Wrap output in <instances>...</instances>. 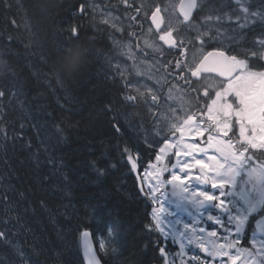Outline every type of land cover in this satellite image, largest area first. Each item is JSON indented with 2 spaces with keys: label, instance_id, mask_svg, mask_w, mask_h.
Here are the masks:
<instances>
[{
  "label": "snow or ice",
  "instance_id": "1",
  "mask_svg": "<svg viewBox=\"0 0 264 264\" xmlns=\"http://www.w3.org/2000/svg\"><path fill=\"white\" fill-rule=\"evenodd\" d=\"M4 3L10 7L7 0ZM117 6L123 7L124 15L141 31L140 21L149 23L147 32L153 38L145 39L143 48L139 44L135 47L145 58L152 57L151 66L157 72L163 69V83L149 77L133 84L121 65H112L109 60L115 69L113 83L120 87L117 96L109 99L100 113L113 132L119 134L125 125L131 127L136 118V114L127 111L129 102L142 101L156 110L152 113L153 138L144 141L154 162L144 167L138 149L135 153L127 145L120 149L131 171L141 167L144 171L139 191L152 206L144 226L152 238L144 248L154 247L163 264H177V260L179 264H264V0H259L258 5L251 0H230L226 6L210 7L208 11L214 15L203 16L202 0H179L173 6L174 10L178 8L174 23L165 18L167 5L146 8L137 0H119ZM97 7L89 0L74 6V19L65 29L71 39L79 40L83 30L80 21L90 12L95 13ZM225 7L228 11H224ZM102 23L107 25L108 20L103 19ZM111 27L115 29L116 25ZM225 33L231 34L226 48L219 40ZM128 35L130 40L137 38L134 32ZM89 55L88 48L59 45L56 82L63 85L64 74H78ZM128 58L135 60L131 46ZM137 75L143 77L144 73ZM133 91L136 95L123 94ZM175 92L181 94L177 97ZM16 94L0 86V98ZM176 100L179 104L173 106ZM164 105L167 107L161 112ZM64 131L55 125L61 138ZM0 136L9 138L6 128L0 127ZM43 150L48 151L47 147ZM46 159L57 171L63 166L51 157ZM36 163L39 164L38 157ZM90 167L98 175L104 174L105 169L98 167L96 161ZM47 180L45 176L40 182ZM0 201L9 217L0 219L5 226L0 229V242L11 244L7 225L15 209L6 193L0 194ZM39 203L42 208L47 207L46 201ZM15 219L19 223L18 214ZM205 224L208 227L202 226ZM117 231L118 225L110 226L107 238L111 240ZM80 236L87 264H100L91 233L85 229ZM170 240L179 245L178 252L170 251ZM192 245L202 255L189 257L186 248ZM99 250H106L104 239L99 241ZM17 251L22 264H28L32 255H39L35 251L32 255Z\"/></svg>",
  "mask_w": 264,
  "mask_h": 264
},
{
  "label": "trees",
  "instance_id": "2",
  "mask_svg": "<svg viewBox=\"0 0 264 264\" xmlns=\"http://www.w3.org/2000/svg\"><path fill=\"white\" fill-rule=\"evenodd\" d=\"M80 2L7 0L6 7L0 0V86L17 93L0 98V127L9 137L0 136V194L6 193L15 209L7 225L11 244L0 242V264H22L18 249L39 253L28 264H83L79 238L85 229L103 264H163L154 247L143 246L152 238L144 228L149 206L139 191L143 168L131 171L120 149H138L144 167L151 151L137 130L125 125L116 134L100 115L120 87L104 63L108 44L96 22L87 18L80 21L79 40L65 30ZM61 44L90 49L78 74H64L63 85L56 82ZM57 124L65 129L63 138L55 132ZM47 157L62 162L59 171L47 164ZM92 161L105 169L103 175L90 167ZM45 176L47 182L41 183ZM5 218L0 201V219ZM113 224L118 231L109 240L107 230ZM101 239L105 251L99 250Z\"/></svg>",
  "mask_w": 264,
  "mask_h": 264
},
{
  "label": "rangeland",
  "instance_id": "3",
  "mask_svg": "<svg viewBox=\"0 0 264 264\" xmlns=\"http://www.w3.org/2000/svg\"><path fill=\"white\" fill-rule=\"evenodd\" d=\"M177 1L178 0H166L165 4H168L170 6V8L172 9ZM229 2H230V0H205L203 2V4L205 5L204 12L207 13L208 15H210V14L214 15L215 13H211L208 11V9L210 7L219 6L221 4L226 6ZM251 2L254 4H257V5L259 4V0H251ZM224 11H228L227 7L224 8ZM110 20H111V22H116V20H114V19H110ZM93 22H97V20L94 19ZM230 35L231 34L228 33V37ZM143 41L144 40H142V43H141V36H140L139 43H140V45L142 44L144 46ZM116 42H117L116 45L119 47H116L114 49V44H112L111 47H109L110 50L107 49V51L104 53L105 55L103 54V56H105L104 63L106 62L105 64L108 66L109 69L114 70L111 72L114 73L115 69L112 68L111 65L109 64V60H111V64L113 63L112 65L119 63L121 65L122 70H124V75L133 79V84H135L137 81H140L141 83H143L144 81L148 80L149 77H151L152 81L161 80V82L163 83V81H162L163 69H161L159 72H157L156 68H153L151 66L150 60H142V55H140L137 52L136 47H135L136 44L133 41L124 40L121 43V41L117 40ZM130 46H131V53L133 55H135V60L128 58ZM113 50H115V51H113ZM140 72L144 73L143 77H140L137 75ZM169 79H171V77H169ZM143 90L144 89L142 88L141 91H143ZM167 91H168V88L165 87L164 93L166 94ZM128 94L136 95V93L134 91L131 93H128ZM180 94H181L180 92H175L174 96L178 97ZM178 104H179V101L176 100L173 103V106H177ZM129 105L130 106L126 105L127 109H129L130 113L136 114V118L132 122L131 127L128 126V129H130V131H133V132L137 130L140 140L145 141L147 139L150 141L154 135V129L152 128V125L154 123L152 113L155 112L156 110L150 109L149 106L142 101L129 102ZM166 107H167V105L162 106L161 112H163L164 108H166ZM137 123H139L141 125L139 128H137V126H136ZM133 124H134V126H133ZM150 154L152 155V158L149 161V163L154 162V156H153L152 152H150ZM142 176H144V173ZM168 207H170L172 210H175L173 205H168ZM185 219H187L186 216H185ZM202 226L208 227L207 224L202 225ZM207 240H208V238L206 237V241ZM186 251H188L189 257L192 255H202L201 253H199V251L195 245H192L189 248H186ZM185 259L187 260L188 257H186Z\"/></svg>",
  "mask_w": 264,
  "mask_h": 264
},
{
  "label": "flooded vegetation",
  "instance_id": "4",
  "mask_svg": "<svg viewBox=\"0 0 264 264\" xmlns=\"http://www.w3.org/2000/svg\"><path fill=\"white\" fill-rule=\"evenodd\" d=\"M82 2V0H80ZM166 0H137V3L140 4H144L145 7L147 8L148 6H154L155 4H160L161 7H164L165 5H167V11L165 13V18L166 20H170L173 23L175 22L176 16L178 15V8H176L174 10V8H170V6L168 4H165ZM205 0H202V2H204ZM89 3L92 4H96L98 5L95 13H91L89 14V16L87 17V19L89 20H94L96 19L97 22V26H95V28L97 29L99 34H103L105 43L108 44V49L109 47H111L112 44H114V42H116L117 40L121 41V43L124 40H130L128 33L129 32H134L136 33V37L137 38H133L131 39V41H133L135 44H139V38L141 36V43L142 40L145 39H152L153 37H150L148 35L147 29L149 27V23L146 20H141L140 21V25L143 28V31H141V27L136 26L135 23L131 22L128 20L127 16L124 15V9L122 6H117L119 5V0H89ZM179 4V0L175 3V5ZM109 5L112 6H116V7H109ZM130 15H135L134 12H130ZM201 16L203 15H208L207 13H205L204 11L202 13H200ZM103 19H107L108 20V24L105 25L102 23ZM110 19H114L116 20V22H111ZM130 23H133L132 27H128V25ZM197 23H199V19L197 20ZM115 24L116 28H112L111 25ZM119 28H124L125 31L121 32V31H117V29ZM230 34V33H229ZM220 43L223 47H228L229 43H230V36L228 37V33H225L223 36L219 37ZM142 48L144 47L141 44ZM146 51H150V50H146ZM145 58V56H144ZM169 59H171V56L168 57ZM147 60H152V57L149 56L147 58H145ZM146 202L148 203L149 206V210L151 212V203L150 201L144 196ZM168 248L170 249L171 252L175 253L179 251V246L175 241H168ZM186 258V257H185ZM177 264H179V260H177ZM192 264H194L192 262Z\"/></svg>",
  "mask_w": 264,
  "mask_h": 264
},
{
  "label": "water",
  "instance_id": "5",
  "mask_svg": "<svg viewBox=\"0 0 264 264\" xmlns=\"http://www.w3.org/2000/svg\"><path fill=\"white\" fill-rule=\"evenodd\" d=\"M90 239H91V243H92V245H93V249L96 251V255H97V257L99 258V255H98V253H97V250H96V247H95V244H94V241H93V239H92V236L90 237ZM80 241H81V236H80ZM80 253H81V258H82V262H83V264H87V262H86V260H85V257H84V250H83V248L80 246ZM100 259V258H99ZM100 264H102V262H101V260H100Z\"/></svg>",
  "mask_w": 264,
  "mask_h": 264
},
{
  "label": "bare ground",
  "instance_id": "6",
  "mask_svg": "<svg viewBox=\"0 0 264 264\" xmlns=\"http://www.w3.org/2000/svg\"><path fill=\"white\" fill-rule=\"evenodd\" d=\"M117 47H119V46H117ZM110 50V49H109ZM113 51H115V50H113ZM108 56V55H107ZM116 59V58H115ZM113 64V63H112ZM110 78V77H109ZM139 107V106H138ZM130 130V129H129Z\"/></svg>",
  "mask_w": 264,
  "mask_h": 264
}]
</instances>
